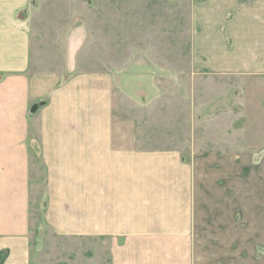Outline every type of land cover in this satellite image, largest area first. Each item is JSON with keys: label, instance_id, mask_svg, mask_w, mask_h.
<instances>
[{"label": "crops", "instance_id": "obj_1", "mask_svg": "<svg viewBox=\"0 0 264 264\" xmlns=\"http://www.w3.org/2000/svg\"><path fill=\"white\" fill-rule=\"evenodd\" d=\"M50 2L0 0V264H57L67 251L61 263L91 264L96 242L98 264H189L190 240L200 234L190 160L235 158L237 151L264 157V97H255L264 92V0L176 9L179 25L187 11L194 15V55L182 52L167 63L188 58L250 79L238 102L242 123L230 98L194 99L197 121L187 138L181 123L151 136L126 81L182 78L181 71L114 67L92 83L89 72L74 73L77 54L90 45L91 9ZM115 2L120 6L105 7L99 23L102 51L115 48L104 60L166 62L150 50L134 52L136 13ZM32 190L44 195L45 234L35 243Z\"/></svg>", "mask_w": 264, "mask_h": 264}, {"label": "rangeland", "instance_id": "obj_2", "mask_svg": "<svg viewBox=\"0 0 264 264\" xmlns=\"http://www.w3.org/2000/svg\"><path fill=\"white\" fill-rule=\"evenodd\" d=\"M61 1L63 3L61 5H67V0ZM69 1L74 7H89L92 20L90 45L84 48L82 51L84 53L77 54L75 74L89 72L92 83H97L107 72L106 70L114 67L118 69L123 67L124 71L133 68L144 72L153 70L160 75L165 68L183 73L182 78L176 79L156 77L149 81L126 80L128 87L133 86L134 91L137 92L133 102L139 104V118L141 121H147L144 129L150 131L151 136L162 138L168 130L164 131V124L168 127L169 124L176 127L179 123L183 125L186 138L190 133L193 135L197 121L192 105L194 99L195 102L201 100L207 103L215 97V94H218V99L223 96L226 102L229 98L235 102L234 120L242 123L240 104L243 103V83L245 81L248 84L250 79L243 80L241 77L232 76L236 74L221 70L218 64H196L188 61V58L183 63H167L168 60L175 62L182 52L186 55H194L196 28L194 15L191 11H187L184 16H180L182 23L179 25L176 9L182 7L183 12L184 7L209 5L211 0H153L150 4L147 3L148 0H119L124 12L136 13L135 20H131L132 25L134 21L133 39L136 44L133 48L134 52L145 55L150 50L148 52L153 58L158 56L166 61L131 64L106 62L104 59H112L111 54L115 48L108 45L109 51L105 53L100 47V40L102 42V39H105V32L99 29V23L103 20V10L105 7L113 10L120 5H116L115 0H80L79 5L77 0ZM254 1L256 0H239V3L247 4ZM44 3L47 4L46 6H51L50 0H44ZM123 49L126 53L132 50L130 47ZM202 64L204 68L201 70L199 66ZM217 65L220 69H217ZM148 84L156 89L159 88V92L157 93L156 90L155 93L149 92ZM251 87L253 90L255 87L260 88L253 82ZM259 92L255 97H264L262 89ZM122 102L125 104L130 100L124 99ZM219 102L222 100L220 99ZM205 114L210 116L204 111ZM225 118V115L220 117L223 125L229 120V117ZM171 133L174 143L173 140L176 139L174 135L177 133L175 131ZM169 143L168 140L159 144L167 146ZM187 144L189 145V142ZM235 155L239 157L190 160L196 165L197 181L194 183L198 204L196 226L200 234L192 235L190 240V257L187 258L189 264H264V157H247V153L238 151ZM31 195L30 212L36 224L35 243L37 234H40L41 239L45 234V227L42 226L41 221L44 195L37 190H32ZM91 250V264H98L97 242ZM66 253L59 258L57 264H63L61 261L65 259Z\"/></svg>", "mask_w": 264, "mask_h": 264}, {"label": "trees", "instance_id": "obj_3", "mask_svg": "<svg viewBox=\"0 0 264 264\" xmlns=\"http://www.w3.org/2000/svg\"><path fill=\"white\" fill-rule=\"evenodd\" d=\"M0 263H1V259H0Z\"/></svg>", "mask_w": 264, "mask_h": 264}]
</instances>
